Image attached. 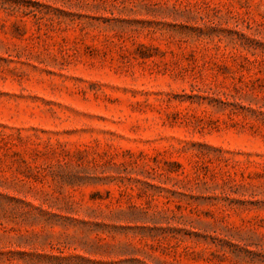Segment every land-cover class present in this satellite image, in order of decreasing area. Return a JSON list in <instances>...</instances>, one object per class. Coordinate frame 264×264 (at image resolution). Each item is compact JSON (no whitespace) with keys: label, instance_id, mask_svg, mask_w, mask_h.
<instances>
[{"label":"rangeland","instance_id":"rangeland-1","mask_svg":"<svg viewBox=\"0 0 264 264\" xmlns=\"http://www.w3.org/2000/svg\"><path fill=\"white\" fill-rule=\"evenodd\" d=\"M0 264H264V0H0Z\"/></svg>","mask_w":264,"mask_h":264}]
</instances>
